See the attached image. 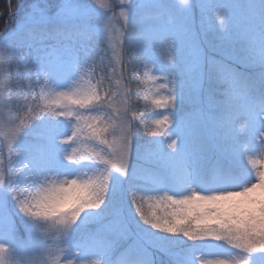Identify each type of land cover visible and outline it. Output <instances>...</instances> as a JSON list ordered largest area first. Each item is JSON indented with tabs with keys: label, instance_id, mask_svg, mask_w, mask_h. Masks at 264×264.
I'll return each mask as SVG.
<instances>
[{
	"label": "clouds",
	"instance_id": "obj_1",
	"mask_svg": "<svg viewBox=\"0 0 264 264\" xmlns=\"http://www.w3.org/2000/svg\"><path fill=\"white\" fill-rule=\"evenodd\" d=\"M144 8L145 0L66 2L22 26L14 66L0 45V65H7L0 67V85L7 83L16 104L12 114L0 116V219L25 225L23 234L14 228L12 243L0 241V264H251V254L264 251V143L258 150L246 143L235 167L224 170L229 185L207 196L195 189L176 191L165 166L146 167L152 141L168 159L179 153L177 113L184 96L174 40L161 45L156 59L144 50ZM218 16L227 35L226 14ZM45 40L52 43L45 47ZM97 56L121 80L125 61L131 65L144 111L129 110L121 126L86 111L91 101L81 90V58L91 63ZM13 67L23 83L12 80ZM230 67L233 76L217 81L223 99L216 103L239 105L250 114L236 124L241 137L258 115L255 128L264 141V44L258 63ZM149 84L152 93L146 92ZM89 92L109 102L95 85ZM219 120L209 114V127H218ZM163 125L164 132L153 131ZM96 129L111 139H99ZM141 138L145 143H138ZM41 142L52 145L44 155L36 151ZM205 145L210 155L229 152L223 141ZM257 191L261 197L253 211L225 214L212 207L207 210L212 219L203 223L179 211L194 197L247 200ZM121 195L125 202L118 200ZM213 246L226 254H212Z\"/></svg>",
	"mask_w": 264,
	"mask_h": 264
},
{
	"label": "rangeland",
	"instance_id": "obj_2",
	"mask_svg": "<svg viewBox=\"0 0 264 264\" xmlns=\"http://www.w3.org/2000/svg\"><path fill=\"white\" fill-rule=\"evenodd\" d=\"M14 1L16 9L15 7L12 8ZM7 2L10 3V17L15 13L21 20L17 22L16 28L10 33L0 34V45L6 50L5 55H9L10 59V56L11 58L15 57V54L17 58V49L21 45V43H15L14 36L23 29L22 26L25 23L41 20V10L50 15L56 12L63 3L87 4L88 0H61L50 3L47 0H35L30 4L25 0H7ZM117 6H119L118 3ZM143 11L148 15L143 23L144 34L141 38L147 43L144 50L147 55L156 59L161 45L166 41L174 40L177 59L175 71L178 73L184 96L180 105V112L177 113L176 133L180 137V151L174 158L167 159L163 166L171 171L173 178L178 181L179 188L187 186V188H182V191L195 189L201 196H207L213 191L227 187L229 178L221 173L218 168L208 169L205 167L214 156L220 155L219 152L210 155L205 145L206 141H210L213 145L223 141L229 149V152L225 154L235 164L245 150L246 143L251 150H258L260 145L264 143L258 138L259 132L255 128V123L259 119L258 115L252 117L253 126L249 127L244 137H241L238 131L235 132L234 137H231L227 131L211 130L212 128H209L208 124L209 114L213 116L216 114L214 90L211 87L212 68H218L219 71L222 68L227 70L231 68V65L241 66L249 62L258 63L261 58V46L264 44V0H190L188 5L181 4L180 0H145ZM219 13L226 14L227 35L220 31ZM169 17L172 18L171 23L168 22ZM51 43L43 41V46L46 47ZM9 44L10 47H8ZM129 48L133 47L130 45ZM16 58L13 62L11 61L13 66ZM128 60H131L132 65L136 63L133 50H128ZM125 65L124 75L126 78L121 80L120 74L115 77L110 75L109 65L99 56L91 63H85L81 58V90L88 94V99L91 102L100 99L89 92V86L95 85L100 95L105 91L108 97L109 93L112 92L110 85L113 84L114 92L111 95V100L113 106L116 107L115 126H121L123 124L122 117L129 110H132L131 65H128L127 60ZM0 67H7V65H0ZM165 70H167L166 65ZM245 70L255 72L251 68ZM232 73L233 71L228 72L227 79L233 76ZM12 80L24 82L14 67L12 68ZM112 80L115 81L112 82ZM117 81H121V83H117ZM106 82L107 86L105 85ZM201 84L203 85L202 88ZM197 89L200 91L197 92ZM152 91L153 86L147 85L146 92L152 93ZM183 108H187V112H182ZM243 110L244 118H249L250 114L245 109ZM5 113L11 114L7 83L0 85V116L5 115ZM193 113L200 118L198 122L203 131H197L198 125H195L193 130H189L192 126V118L189 115ZM166 127V125L158 126L153 130L159 134L164 132ZM56 139L58 141L60 138L57 137ZM106 139L110 140L111 137ZM163 139L164 137L161 136L160 140ZM205 154L209 156L206 157ZM260 164L261 162L257 161V167ZM182 178L183 184L179 183ZM253 197L260 198L261 193L257 191L247 200H237L234 197L217 198L216 200L194 197L179 211L189 212V204L193 205V211H197L199 208L195 207L196 205L206 204L204 209H209L212 205L222 207L234 202L248 203ZM118 200L125 202L126 197L121 195ZM24 227L25 225L19 220L13 225L11 220L5 224L0 219V241L12 243L14 228H19L20 233L23 234ZM112 227L117 228L118 225ZM225 250L221 246H213L210 249L215 255L226 254ZM252 255L257 260L251 258V264H264V251H255Z\"/></svg>",
	"mask_w": 264,
	"mask_h": 264
},
{
	"label": "trees",
	"instance_id": "obj_3",
	"mask_svg": "<svg viewBox=\"0 0 264 264\" xmlns=\"http://www.w3.org/2000/svg\"><path fill=\"white\" fill-rule=\"evenodd\" d=\"M28 1V3H33L35 0H25ZM60 2L61 0H47V2ZM16 9V3L14 1V4L12 5V8ZM10 9H9V5L7 0H0V34H8L10 33L14 28H16V24L17 22L21 21L20 19H18V14H13L12 17L9 16L10 14ZM24 32L23 29L18 32L14 37H15V43H21V41L24 39ZM48 41V40H45ZM8 47H10V44L8 45ZM129 51H132L133 48H129ZM15 57L10 56L9 59V55H6V57L10 60V61H14V59L16 58V54L14 55ZM217 70V71H214ZM212 75H211V87L214 90V108L216 110V114L214 116L219 115L220 116V120L218 122V127L216 128H212L211 130H220V131H227L229 133V135L232 137H234L235 132L237 131L236 129V124L242 120L245 119L243 116V107L236 105V106H226L223 104H217L216 101H220L223 99L222 96V89L221 87L218 85L217 81L220 78H225L227 79V75L228 72L231 73V68L226 69H219L218 68H212ZM228 71V72H227ZM247 71V70H246ZM251 72H253L251 70ZM233 74V73H232ZM253 76H255V72H253ZM110 79V77H108ZM111 82V80H109ZM115 80H112V82H114ZM105 85L107 86V82L105 83ZM8 87V85H7ZM110 87L112 88V92L109 93V96L105 97V99H107L109 102L108 103H104L103 101L99 100H95L93 102H91L88 106H87V113L90 114L91 116H95L97 114H100L102 116H104V118L108 121L109 124H113L115 123V115H116V107L113 106L112 103V93L114 92V86L113 84L110 85ZM130 95L132 96L131 98V102H132V111H135L137 114H141L144 111V104L141 100H137L136 98V94H135V82L132 81L131 85H130ZM8 93H9V101H10V112L11 114L15 111L16 109V104L12 101L11 99V91L8 88ZM105 94V91L102 93L101 96H103ZM210 109H213V107H210ZM182 112H187V108H183L181 110ZM180 112V111H179ZM189 117L192 118L191 122H192V126L191 128H189V130H193L195 125H198L197 131H203L201 125H199L200 118L196 115L190 114ZM196 123V124H195ZM104 127H107V125H105ZM210 128V127H209ZM154 131V130H153ZM97 135L99 139H106L109 138V136L104 133L102 131V129H96ZM85 141L87 142V137L85 138ZM138 143H145V140L143 138H141V140L138 141ZM157 141H152V148L146 153V167L151 168L154 166H163L165 165V162L167 161L168 158H166V156H163L161 153H159L156 148ZM51 149V142H41L38 143L37 145V153L40 155H44L46 153H48ZM206 157H208V154H205ZM217 157H219V159H217ZM215 165V167H213ZM208 169H213V168H218L220 169V172L224 174V170L230 167H235V163L232 159H230L228 157V155L226 154H221L214 156L212 161L209 162L208 165L205 166ZM225 175V174H224ZM175 180V179H174ZM183 180V178H182ZM181 180V182L179 183H183V181ZM176 185L178 183V181H176ZM259 197H256L255 199L250 200L248 203L246 202H234V203H228L227 206H222V207H217V206H211L215 207L217 209H219L220 211H222L225 214H231L233 212H240V210L243 209H247L249 211H253L256 207V201L259 200ZM207 210L208 209H204L203 211L201 210H197V211H193L192 215H189V212H181L180 214L182 217H185L187 219H192V218H197L199 220H203V221H208L210 219H212V217H210L207 214ZM227 251V250H226ZM251 258H253V260H257L255 256H253L251 254Z\"/></svg>",
	"mask_w": 264,
	"mask_h": 264
},
{
	"label": "snow or ice",
	"instance_id": "obj_4",
	"mask_svg": "<svg viewBox=\"0 0 264 264\" xmlns=\"http://www.w3.org/2000/svg\"><path fill=\"white\" fill-rule=\"evenodd\" d=\"M13 135H15V131H13L12 133ZM195 207L199 208V210L203 211L204 208L206 207V204L205 205H196ZM193 214V205L192 204H189V215H192ZM205 221L203 220H198L197 223H203Z\"/></svg>",
	"mask_w": 264,
	"mask_h": 264
}]
</instances>
